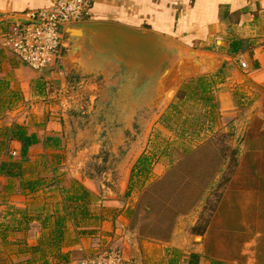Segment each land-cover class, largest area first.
Here are the masks:
<instances>
[{
    "label": "rangeland",
    "instance_id": "rangeland-1",
    "mask_svg": "<svg viewBox=\"0 0 264 264\" xmlns=\"http://www.w3.org/2000/svg\"><path fill=\"white\" fill-rule=\"evenodd\" d=\"M58 55H62L61 49ZM242 70L248 71L247 67ZM239 78L240 87L232 93V109L223 116L219 112L210 115L216 118L208 134L204 133L207 117L197 106L178 105L177 109H168L166 118L157 122L152 119L158 105L145 106L134 121L122 122V109H137L120 105L131 91L98 90L102 100L117 94V106L100 105L84 115L83 110L63 112L55 96L51 106L55 111H48L47 122L54 118V129L66 134L59 145L63 151L57 153L54 147L46 146L32 150L34 159L25 164V176L40 179L43 184L24 198L28 201V221L21 229L9 228L5 239L0 240V264L47 258L45 252L29 253L24 245L37 244L43 232L40 222L44 217H54L56 212L62 213V191L80 180L94 194L88 202V217L81 218L77 213L65 223L63 252H68L81 237H89L99 222L113 219L108 212L116 209L126 210L122 216L128 229L159 244L146 258L150 264L159 260L165 264L171 259L176 260L175 264H191L192 254L198 256L192 261L195 264H264V83L255 84L248 73H241ZM142 148L141 156L149 159L147 170L130 172L124 184L128 168ZM6 153L0 158L17 157ZM76 176L81 179L76 180ZM9 183L11 189L5 192L8 182L5 178L0 181L2 202L20 191L17 181ZM15 198L21 200V195ZM110 198L121 201L115 203L117 208L102 206ZM4 213L7 221L12 213L18 216L14 209L6 208ZM1 214L0 211V220ZM124 236L121 234V238ZM102 241H84L90 248L97 242V251L92 255L74 251L68 252L66 262L48 258L51 264H76L118 253L123 264L118 244L112 239ZM126 255L132 262L137 259L130 251ZM136 255L141 256L138 251Z\"/></svg>",
    "mask_w": 264,
    "mask_h": 264
},
{
    "label": "crops",
    "instance_id": "crops-1",
    "mask_svg": "<svg viewBox=\"0 0 264 264\" xmlns=\"http://www.w3.org/2000/svg\"><path fill=\"white\" fill-rule=\"evenodd\" d=\"M54 1L0 0V128L19 124L40 140L43 137L63 140L66 134L59 128L54 129L55 119L47 122L48 111H55L51 108L55 96L61 101L63 112L83 110L84 115L100 105L117 106V94L115 98L101 99L98 90L102 88L118 93L132 92L120 105L137 109H122L119 114V121L132 122L135 116L143 114L145 106L153 107L162 73L182 58L200 61L201 66L189 77H172L152 121H160L168 115V109H177L178 105L197 106L207 117L204 133L208 134L213 131L212 123L216 118L210 115L219 112L223 116L232 109V93L240 87L241 73H248L255 84L264 83V0H92L89 18L79 23L82 25L80 38L63 44L62 55L57 54L59 60L51 71L38 75L12 55L5 47V40L27 13L49 9ZM233 42L239 43V49L230 50ZM74 48H78V53L73 52ZM214 59L217 62L214 68H208L205 61ZM241 62L248 71L242 70ZM198 80L202 81L204 93ZM205 96L211 101L203 106L201 97ZM37 146L44 149L41 143L32 146L27 162L34 159L31 152ZM54 148L57 153L63 151L61 146ZM10 150L18 153L19 145L10 143ZM143 150L137 152L134 163L128 168L124 184L129 181L130 172ZM1 180L4 178L0 177ZM80 184L94 194L86 182ZM28 194L15 191L10 200L0 201L1 224L9 221L3 218L6 208L26 213L28 201L24 198ZM17 195H21V200L15 198ZM118 201L105 200L102 206L117 208ZM125 211L111 209L108 213L113 219L99 222L88 239L81 237L67 251L92 255L97 251V242L90 248L84 241L102 238L104 243L112 239L121 249L123 264H150L146 258L159 244L128 229L122 216ZM126 251L137 259L129 260ZM165 264H169V260Z\"/></svg>",
    "mask_w": 264,
    "mask_h": 264
},
{
    "label": "trees",
    "instance_id": "trees-1",
    "mask_svg": "<svg viewBox=\"0 0 264 264\" xmlns=\"http://www.w3.org/2000/svg\"><path fill=\"white\" fill-rule=\"evenodd\" d=\"M239 43L233 42L230 45V50L235 51L239 49ZM198 84L201 88V93H204V87L202 86V81L198 80ZM194 95H198L194 93ZM203 106H206L210 98L207 96L201 97ZM17 143L19 145V150L17 157L12 158H0V177L6 179L8 184L5 186L4 191L8 192L11 189L10 183L12 181H17L20 192L35 193L41 185L40 179L26 177V170L24 168L27 163V157L29 149L38 144H42L46 147H60L61 140L58 137H45L43 140H40L35 133H29L27 128L19 124H11L10 126H3L0 128V154L10 152V143ZM6 153V154H7ZM16 158V159H15ZM149 159L145 156H140L136 161V164L131 170V173H142L144 170H147V164ZM63 190V189H62ZM63 192V201L61 212L54 215V217H44L40 222L43 229L42 238L37 242L35 246L24 245L25 250L31 254H44L47 255L41 257L39 262L31 261V259H26L23 263L18 264H51L50 257L56 262H66L68 258V252H63L61 250V244L65 239V223L70 217L80 214L81 218L88 217V202L90 198H93L92 194L84 188L81 184L74 181L70 189L64 190ZM70 209V210H69ZM18 214V217L13 213L10 214L11 221L9 224L0 223V240L2 241L6 237V231L9 228L19 229L23 223L28 221L26 213L18 209H14ZM10 224L13 225L10 227ZM79 234V233H78ZM83 234V233H80ZM192 261H196L198 256L195 254L190 255ZM191 264H195L193 262ZM176 260H170L169 264H175ZM213 264H221L218 262H213Z\"/></svg>",
    "mask_w": 264,
    "mask_h": 264
},
{
    "label": "built area",
    "instance_id": "built-area-1",
    "mask_svg": "<svg viewBox=\"0 0 264 264\" xmlns=\"http://www.w3.org/2000/svg\"><path fill=\"white\" fill-rule=\"evenodd\" d=\"M92 0H55L46 10L27 13V23L17 24L5 40L12 55L32 72L41 75L51 71L56 56L63 45L60 29L63 26L79 24L90 15ZM246 68L245 63H240ZM12 156L17 153L9 152ZM118 253L106 258H87L76 264H120Z\"/></svg>",
    "mask_w": 264,
    "mask_h": 264
},
{
    "label": "water",
    "instance_id": "water-1",
    "mask_svg": "<svg viewBox=\"0 0 264 264\" xmlns=\"http://www.w3.org/2000/svg\"><path fill=\"white\" fill-rule=\"evenodd\" d=\"M19 23L24 24L27 23V21L22 19L19 21ZM81 26H82L81 24H72L61 27L60 33L62 35L63 44H68L74 38H80L79 29ZM73 52L78 53V48H74ZM216 63L217 62L215 59L205 61V64L208 68H214ZM200 66H201L200 61L185 60L181 58L171 68L167 69L164 73H162L160 80L158 82L159 85L157 87V92H156L157 97L154 101L153 107L156 106L163 97L166 87L169 85V82L171 81L174 75L178 76L179 79L183 77H189L195 74Z\"/></svg>",
    "mask_w": 264,
    "mask_h": 264
}]
</instances>
